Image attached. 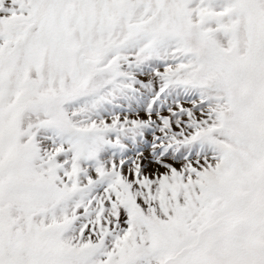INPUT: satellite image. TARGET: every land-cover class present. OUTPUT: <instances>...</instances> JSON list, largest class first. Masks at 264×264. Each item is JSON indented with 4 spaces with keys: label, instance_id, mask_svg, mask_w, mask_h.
Masks as SVG:
<instances>
[{
    "label": "snow or ice",
    "instance_id": "obj_1",
    "mask_svg": "<svg viewBox=\"0 0 264 264\" xmlns=\"http://www.w3.org/2000/svg\"><path fill=\"white\" fill-rule=\"evenodd\" d=\"M0 264H264V0H0Z\"/></svg>",
    "mask_w": 264,
    "mask_h": 264
}]
</instances>
